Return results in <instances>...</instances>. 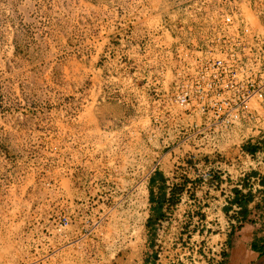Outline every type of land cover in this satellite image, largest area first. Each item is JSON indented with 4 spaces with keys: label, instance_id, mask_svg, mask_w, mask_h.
Listing matches in <instances>:
<instances>
[{
    "label": "rangeland",
    "instance_id": "rangeland-1",
    "mask_svg": "<svg viewBox=\"0 0 264 264\" xmlns=\"http://www.w3.org/2000/svg\"><path fill=\"white\" fill-rule=\"evenodd\" d=\"M192 1L0 0V264H155L158 255L193 264L194 245L223 231L217 214L229 207L233 165L249 142L190 160L200 142L164 130L160 92L147 100L142 92L104 100L86 93L168 88L178 44L167 30L191 22L184 10ZM249 1L264 12L262 0ZM116 95L118 103L132 100L114 104ZM180 113L173 104L170 118ZM159 153L183 171L197 165L184 175L195 179L183 196L195 200V213L204 210L198 220H184L181 210L164 215L162 234L161 224L147 225L142 184ZM228 165L232 179H221ZM259 226L242 225L225 264L255 260L250 242L260 239Z\"/></svg>",
    "mask_w": 264,
    "mask_h": 264
},
{
    "label": "built area",
    "instance_id": "built-area-1",
    "mask_svg": "<svg viewBox=\"0 0 264 264\" xmlns=\"http://www.w3.org/2000/svg\"><path fill=\"white\" fill-rule=\"evenodd\" d=\"M220 1L213 5L207 3L208 0H193L185 7L193 18L191 22H181L180 27L175 25L171 32L167 30L173 43L178 44L174 50L177 64L170 71L172 80L168 88H161V124L164 130L175 127L177 141L200 142L187 152L190 160L221 154L222 146L231 147L236 145L235 142L255 144L264 139V21L261 19L264 12L260 7L253 9L249 0ZM241 1H247L250 6L243 7ZM152 91L156 93L155 89ZM173 104L182 108V113L171 119ZM166 134L170 135L164 133L163 138ZM244 145L240 147L239 164L233 165L235 177H238L234 187L243 194L250 193L256 204L264 200V186L261 176L250 175L256 158L243 150ZM160 165L159 158L144 177L145 192L146 179ZM226 167L221 179H232L231 167ZM205 168L208 173L215 171L213 164H206ZM221 183L227 184L224 180ZM233 199L234 195L225 202L231 211L224 212L223 205L217 214L225 225L223 231L215 235L213 230L216 240L208 243L202 239L194 245V254L198 251L200 254L193 264H223L229 248L228 237L240 224L236 216L239 206L231 204ZM192 204H195L194 199L180 196L176 210L165 216H174L181 210L180 217L184 220L201 219L204 210L197 214L192 210ZM165 216L157 222V226L161 224L162 230L158 229L161 234L169 224ZM161 234L157 236L161 238ZM158 257L155 264H169L162 262L160 255ZM170 264L184 262L177 260Z\"/></svg>",
    "mask_w": 264,
    "mask_h": 264
},
{
    "label": "crops",
    "instance_id": "crops-1",
    "mask_svg": "<svg viewBox=\"0 0 264 264\" xmlns=\"http://www.w3.org/2000/svg\"><path fill=\"white\" fill-rule=\"evenodd\" d=\"M184 12L186 13L185 10H184ZM156 38H158V37H156ZM129 43H131V42H129ZM152 90H153V88H94V90H89L86 93L89 94V96H90L94 92L96 94L97 100L100 98V95L101 96L103 95V98L101 97V100H104L107 93L113 94V95L119 93L120 95L125 94L128 97L129 96L131 97V96H135L136 93L142 92L143 94H145V99L147 100L148 99L147 94H150L152 92ZM156 91L161 92V88H156ZM117 98H119V97H117V95H116V97L113 98V103L115 102L114 104H119L120 102L124 103V102H122L124 100H126V102L128 103L132 100V99H124L122 97V99H118V101H119V103H118ZM253 156H255L256 160L253 162L254 163L253 164L254 170L250 173V175H254V176L259 175V176H261L262 182H264V148L259 149L257 152L254 153ZM159 157L161 159L160 167H158L156 171L150 173L148 178L145 181V184H146L145 204L147 207V212H146L147 218H149V216H150V211H151L152 206L156 205V203L158 201L159 188H163V192H164V197L162 198L161 204H162V212L165 215V214H168V211L170 210V206L172 204H175V203L177 204L179 197L183 196V192L186 191L187 189H189L190 185H192V182L195 179V178H189V176L191 177V175H189V173L193 170L191 167H189V166L183 167V169H184V171H183V170L179 169L178 166H175L173 162L169 161L167 154L159 153ZM200 164H203V163H200ZM199 166H201V165H199ZM149 170H150V168H149ZM149 170H148V172H149ZM157 173H159L161 175L162 181L157 179V177H156ZM237 174H238V172H237ZM184 175H189V176H184ZM186 178H188V180H186ZM204 181L202 182V184L206 185L207 179H204ZM262 185L264 186L263 183H262ZM177 191H178V194H177ZM151 197H153V200H154L153 202L150 200ZM231 204H233L232 201H231ZM256 204H258V203H256ZM256 204L253 203L252 201H250V203L248 205V209H250V210L253 209V207ZM240 209L241 208L238 207V210L236 212V216L240 219V224L244 225L245 223H243V219L240 215ZM231 210H232L231 207L226 208V212H229ZM259 236H260V233H259ZM240 240L241 239H239L238 242H240Z\"/></svg>",
    "mask_w": 264,
    "mask_h": 264
},
{
    "label": "trees",
    "instance_id": "trees-1",
    "mask_svg": "<svg viewBox=\"0 0 264 264\" xmlns=\"http://www.w3.org/2000/svg\"><path fill=\"white\" fill-rule=\"evenodd\" d=\"M261 148H264V139L258 141V143L255 144L248 143L243 146V150L251 154H254ZM156 177L158 180L162 181V177L159 173L156 174ZM261 183L264 184L262 180ZM233 193H234V199L232 200V203L237 204L241 208L240 215L243 219V223L251 226H255L256 222L258 221L261 222V226L258 227V231L260 232V239L252 240L250 242V248L255 251V260L253 262L251 261L249 264H254L261 256L264 255V200L256 204L253 207V209L250 210L248 209V205L250 201H252V195L250 193L243 194L238 188H234ZM163 197H164L163 188H159L158 201L156 205L152 206L150 211V216L147 220V225L150 227L154 226L160 219L164 217V214L162 212V204H161ZM150 200L153 202L154 201L153 197H151ZM242 225L243 224L236 226L230 233L228 237V245L230 249H233L236 246L238 241V232L242 228ZM227 255L228 254L226 253L225 257ZM224 262L223 264H225Z\"/></svg>",
    "mask_w": 264,
    "mask_h": 264
},
{
    "label": "water",
    "instance_id": "water-1",
    "mask_svg": "<svg viewBox=\"0 0 264 264\" xmlns=\"http://www.w3.org/2000/svg\"><path fill=\"white\" fill-rule=\"evenodd\" d=\"M261 260L263 261L262 264H264V255L261 256V257L256 261V263H254V264H257V263L260 262Z\"/></svg>",
    "mask_w": 264,
    "mask_h": 264
},
{
    "label": "bare ground",
    "instance_id": "bare-ground-1",
    "mask_svg": "<svg viewBox=\"0 0 264 264\" xmlns=\"http://www.w3.org/2000/svg\"><path fill=\"white\" fill-rule=\"evenodd\" d=\"M125 225H126V224H125ZM128 226H129V225H128ZM128 226H127V228H128ZM262 262H263V261L261 260V261H260V262H258L257 264H262Z\"/></svg>",
    "mask_w": 264,
    "mask_h": 264
}]
</instances>
